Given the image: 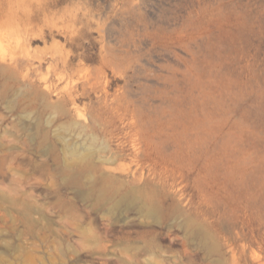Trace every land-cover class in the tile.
Listing matches in <instances>:
<instances>
[{
  "label": "rangeland",
  "instance_id": "rangeland-1",
  "mask_svg": "<svg viewBox=\"0 0 264 264\" xmlns=\"http://www.w3.org/2000/svg\"><path fill=\"white\" fill-rule=\"evenodd\" d=\"M0 264H264V0H0Z\"/></svg>",
  "mask_w": 264,
  "mask_h": 264
}]
</instances>
